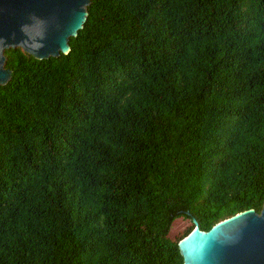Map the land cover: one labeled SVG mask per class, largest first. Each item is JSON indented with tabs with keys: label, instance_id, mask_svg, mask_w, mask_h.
Masks as SVG:
<instances>
[{
	"label": "trees",
	"instance_id": "obj_1",
	"mask_svg": "<svg viewBox=\"0 0 264 264\" xmlns=\"http://www.w3.org/2000/svg\"><path fill=\"white\" fill-rule=\"evenodd\" d=\"M88 1L66 54L3 53L0 264H182L264 203V0Z\"/></svg>",
	"mask_w": 264,
	"mask_h": 264
},
{
	"label": "water",
	"instance_id": "obj_2",
	"mask_svg": "<svg viewBox=\"0 0 264 264\" xmlns=\"http://www.w3.org/2000/svg\"><path fill=\"white\" fill-rule=\"evenodd\" d=\"M88 0H0V85L10 78L5 50L19 48L42 60L69 51ZM188 214V212H186ZM193 227L177 240L182 264H264V203L223 219L208 230Z\"/></svg>",
	"mask_w": 264,
	"mask_h": 264
},
{
	"label": "rangeland",
	"instance_id": "obj_3",
	"mask_svg": "<svg viewBox=\"0 0 264 264\" xmlns=\"http://www.w3.org/2000/svg\"><path fill=\"white\" fill-rule=\"evenodd\" d=\"M190 226V221L184 218H175L169 228L168 238L171 240H176L182 236L185 229Z\"/></svg>",
	"mask_w": 264,
	"mask_h": 264
}]
</instances>
